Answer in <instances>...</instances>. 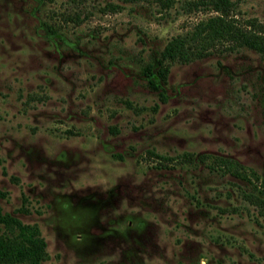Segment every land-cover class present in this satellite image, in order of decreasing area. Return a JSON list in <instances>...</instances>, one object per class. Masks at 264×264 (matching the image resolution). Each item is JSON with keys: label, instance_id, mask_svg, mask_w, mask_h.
Listing matches in <instances>:
<instances>
[{"label": "rangeland", "instance_id": "1", "mask_svg": "<svg viewBox=\"0 0 264 264\" xmlns=\"http://www.w3.org/2000/svg\"><path fill=\"white\" fill-rule=\"evenodd\" d=\"M195 1L0 0V206L44 264H264L258 182L215 165L264 180V59L223 45L161 90L143 72L216 15ZM231 1L264 25V0Z\"/></svg>", "mask_w": 264, "mask_h": 264}, {"label": "trees", "instance_id": "2", "mask_svg": "<svg viewBox=\"0 0 264 264\" xmlns=\"http://www.w3.org/2000/svg\"><path fill=\"white\" fill-rule=\"evenodd\" d=\"M109 3L106 9L121 11L127 5L146 3L154 5L161 13L168 12L175 5V0H118ZM194 7H208L215 16L197 24L193 31L172 38L160 52L157 62L144 68V75L155 90H161L162 83L167 81L170 65L175 63L189 64L211 56L214 49L228 45L229 49L246 48L257 52L264 59V25L257 20L240 24L232 13L235 6L231 0H197ZM227 48V49H228ZM155 157H159L156 156ZM160 158V157H159ZM162 159V158H160ZM191 157L186 156L190 161ZM201 161H205L202 157ZM216 167L253 184L260 178L253 172L248 173L237 161L220 158ZM215 168V167H214ZM254 184V191L244 195V200L261 209L264 214V180ZM5 193L0 191V197ZM0 264H44L48 260L47 243L38 226L26 225L18 218L4 214L0 206Z\"/></svg>", "mask_w": 264, "mask_h": 264}]
</instances>
